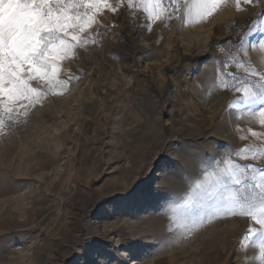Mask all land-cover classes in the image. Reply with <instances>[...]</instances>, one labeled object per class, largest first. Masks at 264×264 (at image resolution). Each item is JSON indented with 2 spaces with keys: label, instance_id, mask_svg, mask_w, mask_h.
Returning a JSON list of instances; mask_svg holds the SVG:
<instances>
[{
  "label": "rangeland",
  "instance_id": "rangeland-1",
  "mask_svg": "<svg viewBox=\"0 0 264 264\" xmlns=\"http://www.w3.org/2000/svg\"><path fill=\"white\" fill-rule=\"evenodd\" d=\"M250 19L246 13L229 11L209 29L193 23L182 32L176 26L171 32L148 33L149 38L163 37L159 48L164 62L145 64L143 44L136 40L143 27L141 17L140 24L133 22L137 31L129 32L123 25L115 29L116 38L108 36L102 48L88 53V63L64 62L65 71L88 72L86 82L74 89L78 99L38 112L31 134L0 138V239L5 241L0 264H87L98 245L121 248L141 243L148 245L143 264H240L233 256L242 223L206 225L186 240L187 221L173 209L203 178L204 170L215 167V157L264 147L245 143L240 128L225 130L213 119L234 97L221 94L213 58L228 57L219 49L213 51L212 45L247 32ZM260 35L258 26L250 42ZM252 54L258 58L256 50ZM174 143L198 147L207 159L199 169L189 168L183 179L164 176L162 183H155L157 191L169 193L149 198L148 213L111 221L95 218L101 205L109 213H139V206L120 198L139 194L138 186L152 176L162 156L178 159L168 153ZM6 185L15 190L5 194ZM139 199L145 203V198ZM157 230L159 244L147 239ZM129 257L130 253L117 256ZM251 258L250 252L247 259Z\"/></svg>",
  "mask_w": 264,
  "mask_h": 264
},
{
  "label": "snow or ice",
  "instance_id": "snow-or-ice-1",
  "mask_svg": "<svg viewBox=\"0 0 264 264\" xmlns=\"http://www.w3.org/2000/svg\"><path fill=\"white\" fill-rule=\"evenodd\" d=\"M229 11L246 13L251 19L246 21L247 32L233 33L234 39L230 37L212 45L213 51L219 49L228 57L213 58L221 94L234 97L213 119L225 130L240 128L245 143L264 145V0H0V138L27 136L38 112L69 99L77 100L74 89L86 82L88 72L86 69L65 71L64 62L88 63L87 54L102 48L108 36L115 39V29L121 25L129 32L137 31L133 22L138 25L143 17V27L136 40L143 44L144 63L157 60L163 63L159 48L163 37L149 38L148 33L162 29L171 32L176 26L182 32L186 24L193 23L209 29ZM258 26L261 35L250 42L249 36ZM225 31L221 30V34ZM253 50L258 53L256 59ZM256 124L259 131L252 130ZM201 152L202 149L183 143L169 145L168 153L178 159L162 156L152 176L142 188L138 186L139 194L134 191L120 198L139 206V213H109L107 206L101 205L95 218L111 221L148 213L149 198H163L169 193L168 189L157 191L154 184L162 183L164 176L183 179L193 166L199 169L207 159ZM214 159L215 167L204 170L203 178L195 182L183 203L173 209L187 221L184 238L194 239L206 225L226 227L230 223H242L244 228L236 238L233 260H239L240 264H264V147H244ZM14 190L5 186V194ZM139 197L145 198L144 204ZM147 239L162 243L158 230L156 236ZM4 243L0 239V245ZM250 252L252 258L247 259ZM124 253H130V257L117 258ZM146 255L148 245L144 243L121 248L101 244L94 247L93 258L87 264H133L134 261L143 264Z\"/></svg>",
  "mask_w": 264,
  "mask_h": 264
}]
</instances>
